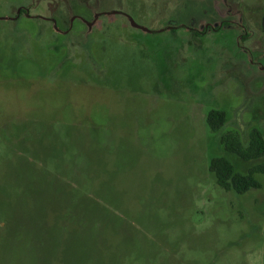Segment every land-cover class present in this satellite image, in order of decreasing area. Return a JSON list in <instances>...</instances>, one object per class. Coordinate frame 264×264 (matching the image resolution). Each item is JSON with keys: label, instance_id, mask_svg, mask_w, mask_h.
<instances>
[{"label": "rangeland", "instance_id": "obj_1", "mask_svg": "<svg viewBox=\"0 0 264 264\" xmlns=\"http://www.w3.org/2000/svg\"><path fill=\"white\" fill-rule=\"evenodd\" d=\"M111 11L154 32L100 15L64 33ZM251 58L264 0H0V264H264V176L237 195L208 169L225 134L264 136Z\"/></svg>", "mask_w": 264, "mask_h": 264}, {"label": "trees", "instance_id": "obj_2", "mask_svg": "<svg viewBox=\"0 0 264 264\" xmlns=\"http://www.w3.org/2000/svg\"><path fill=\"white\" fill-rule=\"evenodd\" d=\"M68 30V27L65 28ZM174 30V29H173ZM193 30V35H204ZM105 34V33H104ZM226 123V114L222 111L211 110L206 116L207 127L212 132H218ZM220 143L224 155L213 158L209 163V172L214 178L216 185L225 192L244 195L251 190L260 189V183L254 178L256 174L264 176V136L258 129H252L245 144L236 133H227L221 137ZM230 158L241 163H252L246 173H240L232 164Z\"/></svg>", "mask_w": 264, "mask_h": 264}, {"label": "flooded vegetation", "instance_id": "obj_3", "mask_svg": "<svg viewBox=\"0 0 264 264\" xmlns=\"http://www.w3.org/2000/svg\"><path fill=\"white\" fill-rule=\"evenodd\" d=\"M30 9H31V7L30 8H21V9H19V10H17L16 11V17L17 18H19V17H21L22 15L23 16H26L27 18H33V17H30ZM99 14H101V13H99ZM73 19V20H72ZM72 19H71V23H69L68 24V30H65L64 31V33H66V34H68L69 33V30L71 29V27H72V23H73V21L74 22H79V21H81L83 24H85V25H87L85 22H84V20L85 19H82V18H80V17H78V16H73L72 17ZM39 20H41V21H46V22H50V23H53L52 21L54 20V21H56L55 19H53V18H47L46 17V19H39ZM94 20V19H93ZM92 20V21H93ZM58 21V20H57ZM86 22H88V23H90L89 21H88V19H86L85 20ZM182 27V26H181ZM180 27V28H181ZM229 27H231V22L228 20V19H222L218 24L217 23H206L204 26H202V28L200 29V30H198V29H196L194 26H183L182 28H184V29H188L191 33H193V30L194 31H197V32H199V33H201L202 34V32H203V29H206V32H205V34H207L209 31H218V30H221V29H225V28H229ZM241 27V29L244 31V29L242 28V26H240ZM165 28H170V29H168V30H172L173 31V29H175V28H177L176 26H171V25H169V26H166ZM65 34V35H66ZM204 34V35H205ZM201 36H203V35H201ZM201 36H199V37H201ZM243 48V47H242ZM245 52H247V53H250V50H248V51H246L245 50ZM250 62V64H253V65H257V68H258V70H260V71H263L264 70V63H261L260 61H258V60H254V59H250L249 60ZM259 65V66H258Z\"/></svg>", "mask_w": 264, "mask_h": 264}, {"label": "water", "instance_id": "obj_4", "mask_svg": "<svg viewBox=\"0 0 264 264\" xmlns=\"http://www.w3.org/2000/svg\"><path fill=\"white\" fill-rule=\"evenodd\" d=\"M100 15H122V16H124V17L128 20V22H129V24H130V26H131L132 28L137 29V30H140V31H142V32H144V33H153V32H154L153 30H151V29H149V28H146V27H143V26L138 25L137 23H135V21H134L130 16H128V15L122 13V12H117V11H111V12H106V13L96 14L95 17H94V20H93L92 22L88 23V22H86L85 20H84V22L87 24L88 27H91V26L93 25V23L97 20V18H98ZM72 20H73V19H72ZM52 22H53V27H54V29H55L56 31H60V30L57 28V26H56V22H55L54 20H53ZM168 29H170V28H164L163 30H168ZM163 30H161V31H163ZM60 32H61V31H60Z\"/></svg>", "mask_w": 264, "mask_h": 264}]
</instances>
